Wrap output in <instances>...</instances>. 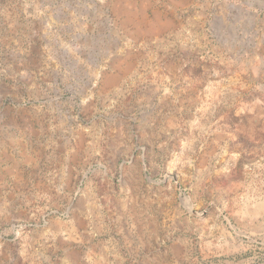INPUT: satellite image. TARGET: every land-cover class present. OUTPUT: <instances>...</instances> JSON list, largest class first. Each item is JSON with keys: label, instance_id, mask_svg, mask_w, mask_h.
Instances as JSON below:
<instances>
[{"label": "rangeland", "instance_id": "rangeland-1", "mask_svg": "<svg viewBox=\"0 0 264 264\" xmlns=\"http://www.w3.org/2000/svg\"><path fill=\"white\" fill-rule=\"evenodd\" d=\"M0 264H264V0H0Z\"/></svg>", "mask_w": 264, "mask_h": 264}]
</instances>
